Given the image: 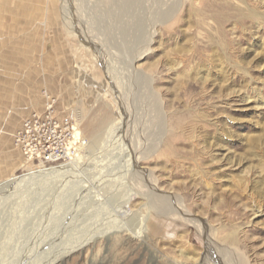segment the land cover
I'll return each mask as SVG.
<instances>
[{
	"label": "rangeland",
	"instance_id": "obj_1",
	"mask_svg": "<svg viewBox=\"0 0 264 264\" xmlns=\"http://www.w3.org/2000/svg\"><path fill=\"white\" fill-rule=\"evenodd\" d=\"M44 93L65 167L9 139ZM229 257L264 264V0H0V264Z\"/></svg>",
	"mask_w": 264,
	"mask_h": 264
},
{
	"label": "built area",
	"instance_id": "obj_2",
	"mask_svg": "<svg viewBox=\"0 0 264 264\" xmlns=\"http://www.w3.org/2000/svg\"><path fill=\"white\" fill-rule=\"evenodd\" d=\"M12 139L14 147L36 169L65 167L88 152L78 123L59 115L55 98L47 93L43 106L22 119Z\"/></svg>",
	"mask_w": 264,
	"mask_h": 264
},
{
	"label": "bare ground",
	"instance_id": "obj_3",
	"mask_svg": "<svg viewBox=\"0 0 264 264\" xmlns=\"http://www.w3.org/2000/svg\"><path fill=\"white\" fill-rule=\"evenodd\" d=\"M147 6V5H146ZM145 16V15H144ZM139 21H140V19H139ZM143 22V21H142ZM132 28V27H131ZM120 32V31H119ZM136 57V56H135ZM142 79V78H141ZM141 88V87H140ZM142 91V90H141ZM142 145V144H141ZM133 162H134V160H133ZM30 174H32V173H30ZM23 177V176H22ZM140 187V186H139ZM149 187H151V185L149 184ZM143 194V193H142ZM175 200V199H174ZM176 202V201H175ZM173 206V208H171ZM168 207V206H167ZM171 212H170V216H174V217H178V218H184L185 220H187V218L185 217L186 216V211L185 210H183V208L180 206V205H171L169 208H168ZM181 214V215H185V216H177V215H175V214ZM164 214V213H163ZM167 214V213H166ZM187 222H189L188 220H187ZM196 225V224H195ZM198 226V225H197ZM200 226H203V227H205L204 225H199V227ZM207 231H209V230H207ZM204 233H205V231H204ZM206 252H207V254H209V255H212L213 254V252H211L210 251V249H207L206 250ZM214 255V254H213ZM209 259H210V257H209ZM227 260H229V263L228 264H232V262H231V260L232 261H235V259H233V258H231V257H229V258H226ZM231 259V260H230ZM224 260V259H223ZM228 262V261H227ZM225 264H226V262H225Z\"/></svg>",
	"mask_w": 264,
	"mask_h": 264
},
{
	"label": "crops",
	"instance_id": "obj_4",
	"mask_svg": "<svg viewBox=\"0 0 264 264\" xmlns=\"http://www.w3.org/2000/svg\"><path fill=\"white\" fill-rule=\"evenodd\" d=\"M35 110H36V109H35ZM29 113H30V112H29ZM29 113H28V114H29ZM28 114H27V115H28ZM17 117H18V116H17ZM21 121H22V120H21ZM20 123H21V122H20ZM19 126H20V124H19ZM19 126H18L15 130H13V132L10 133V138H9V139H10V141H11V145H13L12 134H13V133L19 128ZM6 136H8V135H6ZM12 147H13L15 150H17V148H15L14 145H13ZM17 151L19 152V150H17ZM21 155H22V154H21ZM22 156H23V155H22Z\"/></svg>",
	"mask_w": 264,
	"mask_h": 264
},
{
	"label": "water",
	"instance_id": "obj_5",
	"mask_svg": "<svg viewBox=\"0 0 264 264\" xmlns=\"http://www.w3.org/2000/svg\"><path fill=\"white\" fill-rule=\"evenodd\" d=\"M3 183V182H2Z\"/></svg>",
	"mask_w": 264,
	"mask_h": 264
}]
</instances>
